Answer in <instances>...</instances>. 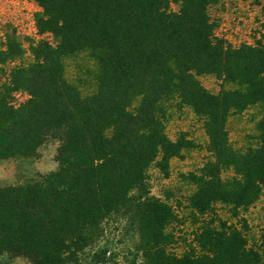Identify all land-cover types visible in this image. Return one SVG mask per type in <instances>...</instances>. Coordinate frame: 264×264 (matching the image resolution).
Masks as SVG:
<instances>
[{"label":"trees","instance_id":"16d2710c","mask_svg":"<svg viewBox=\"0 0 264 264\" xmlns=\"http://www.w3.org/2000/svg\"><path fill=\"white\" fill-rule=\"evenodd\" d=\"M33 1L36 32L7 25L0 38V160L53 140L57 169L0 188V255L78 264L121 213L145 264H264V226L247 215L264 198V43L216 37L209 8L220 0ZM77 56L93 67L87 90L65 76ZM172 107L190 109L207 137L208 160L183 178L193 187L183 211L141 196L152 164L166 176L170 159L196 149L166 136ZM250 109L249 141L235 147L227 122Z\"/></svg>","mask_w":264,"mask_h":264},{"label":"rangeland","instance_id":"374dc122","mask_svg":"<svg viewBox=\"0 0 264 264\" xmlns=\"http://www.w3.org/2000/svg\"><path fill=\"white\" fill-rule=\"evenodd\" d=\"M172 10H176V7L172 6ZM37 12L39 8L33 0H0V38L4 35L7 25L16 27L19 33L33 35L36 32L34 17ZM209 15L214 24V34L219 39L236 46L250 45L258 41L264 43V0H220L217 5L209 8ZM92 70L90 61L77 56L67 61L65 76L72 81L81 77L83 87L87 90V86L92 84L90 80ZM197 79L213 94L220 90L221 83L213 76L201 75ZM254 118L255 111L252 109L229 118L226 129L229 140L235 147L246 145L249 141L248 136L252 133ZM164 124L169 140L176 141L180 134H185L196 149L183 152L180 159H170L166 176L157 168V163L152 164L147 170L145 189L141 196L163 203L166 200L176 206L177 210L183 211L178 203L182 208L185 197L193 191V187L183 178L188 173L197 171L208 160L207 137L201 121L186 107L170 108ZM57 146L56 141L48 140L32 157L17 156L0 160V188L24 186L54 173L57 169L55 162ZM132 195L139 196V192L136 191ZM226 213V208L219 209L220 215L226 217ZM249 213L256 224L264 226V198L255 209L249 210L247 215ZM187 228L188 225L184 224L176 229L180 239L185 237ZM138 245L135 224L120 213L104 221L100 238L77 254L78 264H145ZM104 252L105 256L102 255ZM0 264L32 263L27 258L3 253L0 255Z\"/></svg>","mask_w":264,"mask_h":264}]
</instances>
